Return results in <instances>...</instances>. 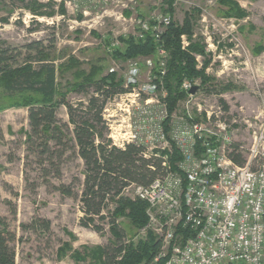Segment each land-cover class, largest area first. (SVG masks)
Returning <instances> with one entry per match:
<instances>
[{
  "label": "rangeland",
  "instance_id": "374dc122",
  "mask_svg": "<svg viewBox=\"0 0 264 264\" xmlns=\"http://www.w3.org/2000/svg\"><path fill=\"white\" fill-rule=\"evenodd\" d=\"M28 1L0 0V43L9 47L11 53L21 54L17 63L21 64L29 53L34 57L38 47L29 51L27 45L38 42L56 65L67 64L71 58L79 61L78 66L59 73V83L72 80L78 70L89 73L92 66L101 69L100 75L114 69L124 79L125 87L134 86L131 92L108 99L103 111L106 122L103 132L118 147L135 142L147 149L153 146L161 149L160 137L169 112L164 100L166 91L154 82L151 57L123 60L114 58L112 53L117 48L125 49L122 38L131 35L141 38L139 23L132 17L144 18L153 25L156 22L153 18L171 14L165 11L167 0H108L99 5L37 0L50 2L43 11L53 12V16L33 15L26 6ZM235 1L246 16H226L227 7L218 0H174L173 21L182 24L186 13L193 14V39L205 46V54H196L197 68H203L208 60L206 73L211 80L203 84L201 78L187 79L198 90L194 94L188 92L178 103L169 121L168 137L174 140L179 131L196 121L215 132L220 131L219 124H225L231 141L240 143L249 158L253 131L264 122V49L257 47L264 46V0ZM61 6L65 12L60 11ZM185 42L188 48L187 35ZM158 57L161 59L159 54ZM89 91V94L71 92L68 99L74 105L86 102L94 93L92 89ZM220 98L229 105L228 111ZM4 103L0 100V104ZM28 114L25 107H9L0 112V223L16 234L11 245L17 264H76L73 258L76 250L107 246L114 239L109 218L97 219V224L104 227L102 233L81 224L84 161L69 151L61 162L62 175L57 177L52 172L45 175L37 150L27 148ZM58 117L73 129L65 106L58 110ZM172 151H167L168 156ZM263 158L254 161V166ZM62 183H73L76 195L69 197L55 188ZM124 194L133 197L130 190ZM114 206L111 202L109 208ZM108 211L107 208L106 216ZM37 219L49 220L50 230L34 224ZM118 221L131 236L128 221L125 218ZM145 236L139 232L136 238Z\"/></svg>",
  "mask_w": 264,
  "mask_h": 264
},
{
  "label": "trees",
  "instance_id": "16d2710c",
  "mask_svg": "<svg viewBox=\"0 0 264 264\" xmlns=\"http://www.w3.org/2000/svg\"><path fill=\"white\" fill-rule=\"evenodd\" d=\"M218 1L227 7L226 16H246V11L235 0ZM49 3L30 0L26 6L35 16H53V12L43 11ZM167 3L165 11L172 14L174 0H167ZM60 11L65 12V7L61 6ZM193 19L192 13H186L182 24L172 21L162 34L160 43L150 31L139 39H135L133 35L122 38L125 49L117 48L112 53L114 58L123 60L151 57L154 82L158 88L162 85L166 91L164 100L169 115L163 128L167 136L170 133L171 115L188 94L182 88L184 80L201 78L203 84L211 80L206 73L208 60H205L203 68H197L196 54H205V46L193 39ZM183 35L189 37L188 48H183ZM161 43L169 53L164 65L158 57V46ZM3 45L4 43H0V100L6 103L0 104V112L9 107L28 108L30 129L26 131L27 148L29 151L37 150L45 175L52 172L60 177L61 162L69 151L84 161L85 179L81 194L83 226H92L95 231L102 233L104 227L97 224V219L109 218L108 224L114 239L107 246L76 250L73 252L76 264H166L165 258L155 261L161 250V241L152 231L145 237L136 238L148 224V203L125 195L124 192L132 184L149 185L155 178L163 175V156L168 152L160 151V157L152 154L146 156L147 149L143 145L130 142L124 147H118L103 132L106 129L103 111L108 99L119 93L131 92L134 85L125 87L124 79L119 78L114 71L100 75L101 69L95 66L87 74L83 70L76 71L72 80L62 84L58 82L59 73L78 66L77 59L71 58L67 64L56 65L46 48L35 42L27 45V48L34 51L37 46L36 55L33 57L29 53L19 64L17 58L21 54L11 53L10 48ZM257 47L258 50L264 49L263 45ZM91 89L94 93L89 95L86 102L74 105L68 99L71 92L89 94ZM220 103L226 111L229 110V105L223 98H220ZM62 106L67 108L73 129L58 117V110ZM172 144L173 151L169 161L172 169L179 171L178 163L183 160V154L174 142ZM241 147L240 143L232 142L228 155L236 164L245 165L247 157ZM200 152L198 144L197 154ZM55 188L63 195H76L73 183H62ZM111 202L115 204L113 209L109 208ZM107 208L108 216L105 215ZM120 218H125L130 224L131 236L121 226L118 221ZM0 224V264H17L16 251L11 245L16 240V234L4 223ZM34 224H39L46 230L51 227L49 220L37 219Z\"/></svg>",
  "mask_w": 264,
  "mask_h": 264
},
{
  "label": "built area",
  "instance_id": "2783aa9c",
  "mask_svg": "<svg viewBox=\"0 0 264 264\" xmlns=\"http://www.w3.org/2000/svg\"><path fill=\"white\" fill-rule=\"evenodd\" d=\"M75 2L99 5L108 0H65L66 5ZM131 19L139 23V37L150 31L158 42L173 21L169 13L153 18V25L144 18ZM182 39L186 48L185 35ZM158 54L164 65L168 53L162 43ZM182 87L191 94L194 85L186 79ZM218 127L220 131L215 132L196 121L179 131L174 140L163 132V147L146 148V156L160 157V151H172L174 142L183 154L179 171L172 169L165 154L163 175L149 185L132 184L125 189L132 192V198L148 203L149 221L140 232L146 235L152 231L161 241L155 261L165 258L166 264H264V160L256 167L253 163L264 157V122L253 131L245 165L229 157L230 134L225 124Z\"/></svg>",
  "mask_w": 264,
  "mask_h": 264
},
{
  "label": "water",
  "instance_id": "95a60500",
  "mask_svg": "<svg viewBox=\"0 0 264 264\" xmlns=\"http://www.w3.org/2000/svg\"><path fill=\"white\" fill-rule=\"evenodd\" d=\"M198 90V86H194L191 90V93L194 94Z\"/></svg>",
  "mask_w": 264,
  "mask_h": 264
}]
</instances>
